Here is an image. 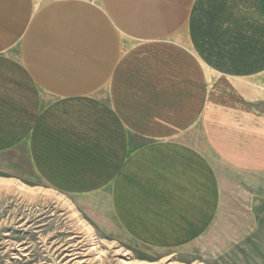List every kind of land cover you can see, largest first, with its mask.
I'll use <instances>...</instances> for the list:
<instances>
[{
    "label": "crops",
    "instance_id": "1",
    "mask_svg": "<svg viewBox=\"0 0 264 264\" xmlns=\"http://www.w3.org/2000/svg\"><path fill=\"white\" fill-rule=\"evenodd\" d=\"M122 230L186 246L222 175L264 189V0H0V152ZM231 177V178H229Z\"/></svg>",
    "mask_w": 264,
    "mask_h": 264
},
{
    "label": "rangeland",
    "instance_id": "2",
    "mask_svg": "<svg viewBox=\"0 0 264 264\" xmlns=\"http://www.w3.org/2000/svg\"><path fill=\"white\" fill-rule=\"evenodd\" d=\"M29 162L25 152H0V264H264V189L244 192L225 166L211 228L189 245L156 247L120 228L112 186L55 189Z\"/></svg>",
    "mask_w": 264,
    "mask_h": 264
}]
</instances>
